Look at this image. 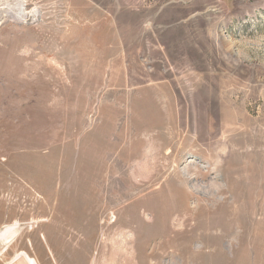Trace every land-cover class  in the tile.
I'll return each instance as SVG.
<instances>
[{
	"label": "rangeland",
	"instance_id": "374dc122",
	"mask_svg": "<svg viewBox=\"0 0 264 264\" xmlns=\"http://www.w3.org/2000/svg\"><path fill=\"white\" fill-rule=\"evenodd\" d=\"M16 221L0 264H264V0H0Z\"/></svg>",
	"mask_w": 264,
	"mask_h": 264
},
{
	"label": "bare ground",
	"instance_id": "6f19581e",
	"mask_svg": "<svg viewBox=\"0 0 264 264\" xmlns=\"http://www.w3.org/2000/svg\"><path fill=\"white\" fill-rule=\"evenodd\" d=\"M22 227L21 224L18 221H16L12 224H6L0 229V243L4 246L3 249L4 252H7L10 246L16 241V239L18 238L21 232ZM8 264H39V263L37 258L29 254L28 251L18 250L12 256V258H10Z\"/></svg>",
	"mask_w": 264,
	"mask_h": 264
}]
</instances>
